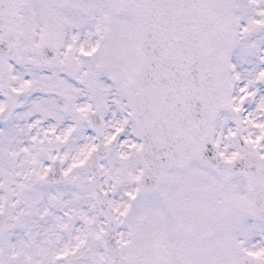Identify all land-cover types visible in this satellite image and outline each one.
Returning <instances> with one entry per match:
<instances>
[{
    "label": "snow or ice",
    "instance_id": "6c2138e0",
    "mask_svg": "<svg viewBox=\"0 0 264 264\" xmlns=\"http://www.w3.org/2000/svg\"><path fill=\"white\" fill-rule=\"evenodd\" d=\"M0 264H264V0H0Z\"/></svg>",
    "mask_w": 264,
    "mask_h": 264
}]
</instances>
